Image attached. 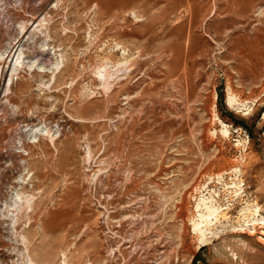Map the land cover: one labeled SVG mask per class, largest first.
Listing matches in <instances>:
<instances>
[{"label": "rangeland", "instance_id": "374dc122", "mask_svg": "<svg viewBox=\"0 0 264 264\" xmlns=\"http://www.w3.org/2000/svg\"><path fill=\"white\" fill-rule=\"evenodd\" d=\"M22 22L0 264H264V0H0V57Z\"/></svg>", "mask_w": 264, "mask_h": 264}, {"label": "bare ground", "instance_id": "6f19581e", "mask_svg": "<svg viewBox=\"0 0 264 264\" xmlns=\"http://www.w3.org/2000/svg\"><path fill=\"white\" fill-rule=\"evenodd\" d=\"M16 33H17V36H15L16 37L15 39L13 38L14 41L11 42V46L7 47V49L4 51V53L0 57V59L3 61L2 65L0 66V78H1V76H3V80H4L6 78V76H8L7 82L5 85H11V83L13 82L14 76L18 73L17 71L19 69V66L22 67L23 60H20V58H21V54H23L24 51L22 52V50H19V49H21L22 46L26 45V43H29L28 41L30 39V36H29L30 33L27 31V26L23 22L21 23V26H19V29ZM44 51L45 50L42 49V50H38L36 52V54L34 53L35 55L33 57L36 59L37 62H42L41 59L46 54V53H44ZM16 54H17V58L13 61V59H14L13 56ZM203 203L205 204V202H203ZM200 204H202V203H200ZM219 214H221V209L219 208V206L215 207L213 209H209V211H207L206 213L199 214V217L201 220H200V223H198V225H201V223L205 222V226H210L214 220L218 219ZM260 220H261L260 221L261 224L262 223L264 224V218H261ZM198 229H199L198 227L197 228L194 227L195 232ZM199 231H200V229H199ZM207 240H209L208 237L204 233H202L201 242L207 243Z\"/></svg>", "mask_w": 264, "mask_h": 264}]
</instances>
